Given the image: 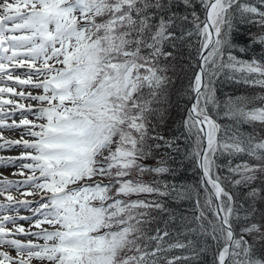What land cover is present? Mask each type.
I'll return each instance as SVG.
<instances>
[{
  "label": "snow or ice",
  "instance_id": "6c2138e0",
  "mask_svg": "<svg viewBox=\"0 0 264 264\" xmlns=\"http://www.w3.org/2000/svg\"><path fill=\"white\" fill-rule=\"evenodd\" d=\"M176 3L192 7V0H0V150L19 149L18 156L0 157V167L13 166V175L22 177H0V264L187 261V256L164 255L185 247L181 242L165 247L167 231L158 229L147 242L143 239L145 218L154 219L146 210L169 209L160 200L117 198L139 193L195 197L194 219L216 242L215 264H264V250L257 257L252 244L236 233L233 219L239 220L241 209L226 187L229 182L247 186L264 173V142L223 128L209 112L210 104L220 107L212 77L222 69L229 70V79L264 88V59L242 61L229 51L236 21L259 26L262 34H249L250 42L264 44V0H201L205 18L200 21L193 11L195 28L187 32L177 31L176 21L189 17L177 16ZM98 17L104 19L98 22ZM194 35L200 37L198 71L187 86L194 102L183 123L196 137L186 155L201 172L203 205L195 186L125 179L134 171H172L141 162L152 147L162 146L148 145L149 139L179 151L180 137L169 141L150 135L149 116L171 82L162 61L181 62L182 49ZM241 104L230 98L224 115L264 122V108L245 111ZM242 153L259 162L233 165L229 160L231 176L221 175L225 165L218 159ZM256 194L253 188L250 195ZM205 209L213 211L214 220ZM21 210L30 215H20ZM206 220L211 231L204 227ZM262 230L264 223L240 232ZM152 241L155 246L149 247Z\"/></svg>",
  "mask_w": 264,
  "mask_h": 264
},
{
  "label": "trees",
  "instance_id": "16d2710c",
  "mask_svg": "<svg viewBox=\"0 0 264 264\" xmlns=\"http://www.w3.org/2000/svg\"><path fill=\"white\" fill-rule=\"evenodd\" d=\"M248 3L257 4L258 0H246ZM177 16L182 17L187 15L188 21L177 20L180 25L177 31H194L195 23L192 12L195 11L199 16L200 21L204 20L205 9L201 0H192V7L185 9L184 5L176 3ZM106 18V17H105ZM97 19H104L98 17ZM203 27V24H200ZM251 35H260L261 29L257 25L235 22V27L231 33L232 48L231 53L242 61L252 59H264V44L250 42ZM200 37L192 36L191 43H185L182 51L184 56L181 62L169 61L166 63L167 71L164 73L170 78V83L160 93V98L153 104V113L149 116L153 133L150 135H159L165 140L172 141L176 137H180L179 151L175 146H164V140L149 139L146 143L154 146L159 143L160 148L152 147L151 154L146 161H142L145 167H168L172 171L170 173L156 174L147 172V177L143 174L140 181L146 184H154L163 186L165 183L176 184L177 186L191 187L195 186L200 190V203L204 204L206 193L200 187V172L195 164L193 157L186 155L195 147V134L190 135L185 129L183 121L187 117V109L192 97L188 93V83L193 78V73L196 72L198 66V50L200 48ZM241 49H244L241 51ZM191 57V59H189ZM226 59V54H225ZM211 68V65H209ZM231 73L228 69L219 71V75L213 76L214 80V95L220 107L215 108L209 105V112L214 115L217 123L223 128L231 129L233 132L239 133L244 139H251L253 143L264 142V122L244 120L238 116H226V105L228 101L233 103L243 101L240 106L245 111L264 108V88L245 84L236 79H229ZM218 113V115H216ZM229 160L233 165L247 162L256 164L259 158L250 156L246 153L236 154L231 157L225 155L218 159V163L225 165L221 169V175H229L227 167ZM153 174V177L151 176ZM240 179L239 175L234 177ZM226 187L237 198L236 205L241 209L239 220L233 219V224L237 235H244V238L253 246V252L259 257L264 250V231L258 233H241L240 229L252 224L260 225L264 223V173H259L258 178L249 182L247 186L241 184L233 186L229 182ZM257 190V194L253 197L250 195L252 189ZM119 199L125 200L122 196ZM132 200H160L164 206L169 209L167 213L160 212L157 209L146 210L150 212V216L146 217V223L143 225L144 237L147 242L149 236L157 234L159 229L161 234L164 231L169 233V236L164 238L165 247L168 243L181 242L185 245L184 248L168 249L164 255L171 259L173 256H187V261H180L179 264H215V253L217 251L216 242L211 239L210 235L203 234L200 231V225L195 221L194 217L198 214L195 211V197L193 199H173L171 197H159L158 194L140 193L134 195ZM145 211V210H141ZM208 220H214L213 211L205 209ZM246 213V215H245ZM208 220L204 221V227L211 231V225ZM222 243V241H221ZM155 242L149 243V247H154Z\"/></svg>",
  "mask_w": 264,
  "mask_h": 264
},
{
  "label": "rangeland",
  "instance_id": "374dc122",
  "mask_svg": "<svg viewBox=\"0 0 264 264\" xmlns=\"http://www.w3.org/2000/svg\"><path fill=\"white\" fill-rule=\"evenodd\" d=\"M97 20H98V22L101 21V19H97ZM263 137H264V133H263ZM146 173H147V172L143 173V174H145V178L147 177ZM143 174H140V173L134 171L133 174H132L131 176H129V177H125V179H134V180H140V178L144 179V178H143ZM151 176L153 177V174H152ZM104 182L107 183V182H108V178H104ZM134 195H135V194H132L131 196H123V195H121V196H122L125 200H132L131 197H134ZM136 195H140V193H139V194H136ZM121 196H119V197H121ZM117 198H118V197H117ZM259 224H261V223H259ZM262 231H264V230H262Z\"/></svg>",
  "mask_w": 264,
  "mask_h": 264
},
{
  "label": "water",
  "instance_id": "95a60500",
  "mask_svg": "<svg viewBox=\"0 0 264 264\" xmlns=\"http://www.w3.org/2000/svg\"><path fill=\"white\" fill-rule=\"evenodd\" d=\"M194 101H193V99H192V102L191 103H193ZM191 103H190V105H189V107L191 106Z\"/></svg>",
  "mask_w": 264,
  "mask_h": 264
}]
</instances>
